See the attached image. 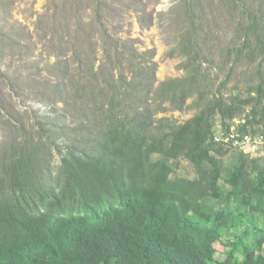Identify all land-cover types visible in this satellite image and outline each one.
Masks as SVG:
<instances>
[{
  "label": "trees",
  "instance_id": "1",
  "mask_svg": "<svg viewBox=\"0 0 264 264\" xmlns=\"http://www.w3.org/2000/svg\"><path fill=\"white\" fill-rule=\"evenodd\" d=\"M219 1L237 24L218 62L211 44L219 39L206 22L213 0L169 7L168 56L182 59L184 75L162 81L155 50L126 54L106 31L109 4L120 0L61 2L66 35L75 14L90 12L74 31L88 62L78 59L75 73L66 52L54 55L47 67L58 82L41 101L83 117L71 127L30 110L24 127L0 111V264H264V163L213 141L216 121L228 131L245 111L239 134L264 135L255 128L264 129V0ZM240 67L253 69L247 94L237 82L223 95ZM213 68L227 71L218 87ZM7 82L0 67V90ZM190 108L197 112L181 124L157 118ZM230 152L235 162L226 165Z\"/></svg>",
  "mask_w": 264,
  "mask_h": 264
},
{
  "label": "rangeland",
  "instance_id": "2",
  "mask_svg": "<svg viewBox=\"0 0 264 264\" xmlns=\"http://www.w3.org/2000/svg\"><path fill=\"white\" fill-rule=\"evenodd\" d=\"M62 1L0 0V67L5 74L6 81H8L5 88L0 90V106H2L0 111L9 113L15 119H23L26 122L21 123L24 127L31 123V119L35 115H29L31 113L26 112L30 110L52 111L54 115L49 116L50 121H65L71 127L77 126V121L83 117V113L78 114L77 111L74 114L72 112L66 114V109L62 103H57L53 108L52 105L41 101L42 89L48 84L58 82L53 72L47 67L48 63L55 61L54 55L66 52L67 59L74 62L75 73L82 71L78 66V59L84 63L88 62V45H83L82 48L81 41H77L78 44H76L78 37L74 31L77 28L75 25L78 22V17H83L84 21L88 22L87 13L90 12L75 14L76 17L71 20L70 35H66L65 31L62 30V20L68 19L69 15L67 16L65 12L60 13ZM120 1L109 4V14L103 20L106 31L114 39L113 43H116L120 49L123 48L126 54L130 48H135L139 52L148 49L155 50L153 60L158 63L156 72L158 81L183 76L184 72L179 68L182 59L177 56H168L173 47L172 39L175 35L173 30L175 28L170 27L168 23L170 17L168 9L179 0ZM242 1H246L250 7H257L260 2V0ZM213 3L214 8L210 9L206 22L212 33L219 39L217 44H211L213 57L218 62V52L233 38L237 19H233L224 9L223 11L220 10L219 0H213ZM149 15L152 20H150ZM235 15L237 16L238 13ZM84 31L87 30L84 29ZM66 41L75 43V46L66 47L65 51L64 47L59 44ZM97 42L99 43L101 40L99 39ZM75 47L77 50H79L78 47L82 48L83 53L81 50V53L79 51L75 53L76 49L73 52ZM97 50L96 66L104 61L103 50L100 46ZM205 66L207 65L205 64ZM124 67L127 71V66L124 65ZM212 70L213 74L219 75L215 83V86L218 87L225 81L227 71H218L216 68ZM252 72V68L240 67L235 70L226 87L223 88V95L228 96L237 82L242 94L246 95L247 89L252 85V80L255 78L250 75ZM191 103L192 100L190 99L188 104L192 105ZM196 112V108H190L181 112L173 111L159 114L157 118L169 117L175 120L177 124H181L190 119ZM247 112L245 111L240 118L234 120L242 123L241 120L245 119ZM219 127L220 122L216 121L215 130ZM255 128L264 132L262 126H255ZM2 134L7 135L6 132ZM0 139L3 141L2 137ZM231 153L224 157L226 165L235 162ZM249 157L260 159V164H263L264 150H257ZM159 159L178 169V171L185 172L181 163L162 156Z\"/></svg>",
  "mask_w": 264,
  "mask_h": 264
},
{
  "label": "built area",
  "instance_id": "3",
  "mask_svg": "<svg viewBox=\"0 0 264 264\" xmlns=\"http://www.w3.org/2000/svg\"><path fill=\"white\" fill-rule=\"evenodd\" d=\"M239 124V121L233 120L228 131H223L221 127H219L213 135V141L224 148L242 152L247 155H251L257 150H264V135H240L237 128Z\"/></svg>",
  "mask_w": 264,
  "mask_h": 264
}]
</instances>
